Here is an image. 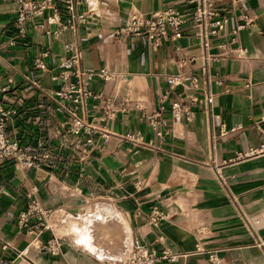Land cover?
<instances>
[{"label":"crops","instance_id":"1","mask_svg":"<svg viewBox=\"0 0 264 264\" xmlns=\"http://www.w3.org/2000/svg\"><path fill=\"white\" fill-rule=\"evenodd\" d=\"M180 2L90 0L80 9L91 11L92 21L77 32L54 36L29 24L26 36L11 44L17 5L0 0V103L15 111L10 135L23 142L48 140L61 154L54 168L2 167L0 256L28 248L35 264H102L124 257L139 239L179 254L173 263L156 264H264V0L232 5L225 30L213 40L217 58L209 65V81L199 68L201 49L190 21L182 38L161 45L115 34L131 12L147 15ZM246 16L253 25L240 27L236 42L225 47ZM69 43L85 67L111 73L93 79L95 93L113 104L141 106L117 111L109 136L96 143L70 133L51 98L59 82L34 64L47 51L46 66L59 69ZM186 56L196 62L186 65L182 84L165 97L167 77L181 73L179 60ZM207 88L210 107L201 101ZM192 98L199 99L191 104L192 120L171 117V100ZM164 100L168 124L161 138L142 107L151 110ZM94 104L88 118L101 123ZM33 191L52 209L40 239H63L61 255L30 246L32 235L18 224ZM154 211L163 216L158 224Z\"/></svg>","mask_w":264,"mask_h":264},{"label":"built area","instance_id":"2","mask_svg":"<svg viewBox=\"0 0 264 264\" xmlns=\"http://www.w3.org/2000/svg\"><path fill=\"white\" fill-rule=\"evenodd\" d=\"M245 0H181L177 5H169L165 8L144 14L138 11L131 12L116 29L117 36H140L147 42L161 45L166 41H177L184 35L185 24L192 23L195 31L194 36L201 49L200 70L206 74L208 81V68L210 63L217 58L211 52L213 40L220 36L225 30L231 17L232 5L244 3ZM17 8L13 26L15 33L11 38V44H15L17 38L26 36L28 25L36 24L42 27L45 33L54 36L62 32L72 30L77 32L80 27L91 23V11L81 10L83 3L89 4L90 0H15ZM253 21L246 16L244 23L232 29L230 41L225 47H231L237 40V33L240 27L252 26ZM179 49L180 47L177 46ZM68 55L65 57L59 69L48 68L44 62L43 52L35 59V67L50 72L53 79L59 82V87L54 90L51 98L56 103V108L66 117L70 133L77 136H85L91 143H96L100 138L109 136L108 122L112 120L117 111L131 106L141 108L139 103L133 105L126 101L122 104H113L111 99L102 94H97L91 89V82L95 77L108 79L112 75L106 69L87 68L82 63V56L76 45L69 43L66 46ZM196 62V57L186 56L179 60L182 71L180 74L167 77L168 89L165 97H168L176 86L182 84L186 74V65ZM196 79V78H195ZM34 83H37L34 81ZM195 84V83H194ZM3 91L7 87L2 88ZM201 101L208 107L213 102V94L207 88ZM93 101L94 107L101 109L100 122L91 121L88 118L89 103ZM199 101L192 98L190 101L171 100L170 115L173 118L181 116L192 120V102ZM93 106V104H92ZM146 113L145 117L154 133L163 137L168 118L165 116V100L151 110L142 107ZM15 111L6 109L0 103V172L5 164H10L16 169L26 172L31 167L54 168L61 160V154L55 147L45 139H38L33 142H23L10 135L9 125ZM165 130V131H164ZM138 141V138L128 136ZM52 209L43 205L33 192L28 194L27 206L18 215V224L27 233L32 235L30 246H36L42 252L52 255L63 253L64 240L54 236L46 241L40 239L42 231L50 227L46 220L51 216ZM163 216L154 211L152 221L158 224ZM259 244L264 246L260 240ZM3 248H8L4 244ZM211 259H216L214 253L209 254ZM178 253L169 248H157L148 245L139 239H134L129 252L120 259H110L102 264H156L161 260L170 263L177 261ZM23 260L26 262H23ZM35 264L28 258V248L23 251H16L14 257L0 256V264Z\"/></svg>","mask_w":264,"mask_h":264}]
</instances>
